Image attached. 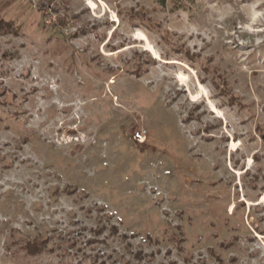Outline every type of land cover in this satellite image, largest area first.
Here are the masks:
<instances>
[{
  "label": "rangeland",
  "instance_id": "obj_1",
  "mask_svg": "<svg viewBox=\"0 0 264 264\" xmlns=\"http://www.w3.org/2000/svg\"><path fill=\"white\" fill-rule=\"evenodd\" d=\"M1 21L0 264H264V0H0Z\"/></svg>",
  "mask_w": 264,
  "mask_h": 264
},
{
  "label": "trees",
  "instance_id": "obj_2",
  "mask_svg": "<svg viewBox=\"0 0 264 264\" xmlns=\"http://www.w3.org/2000/svg\"><path fill=\"white\" fill-rule=\"evenodd\" d=\"M59 23L62 25L63 24V19H59L58 20ZM14 27L13 24L10 22H6V21H1L0 22V33H11L13 32ZM137 73V72H136ZM264 138V135L262 136ZM71 187V186H69ZM72 189L68 191V193H75L76 189H74L73 187H71ZM113 230L115 232H117L118 228L117 227H113ZM126 237V236H125ZM149 238H151V236H149ZM26 251L32 255L35 254H40L44 251L45 247H46V242L45 241H41L39 239H34V240H28L26 241V244L24 245ZM141 254L142 252H138V258H141Z\"/></svg>",
  "mask_w": 264,
  "mask_h": 264
},
{
  "label": "bare ground",
  "instance_id": "obj_3",
  "mask_svg": "<svg viewBox=\"0 0 264 264\" xmlns=\"http://www.w3.org/2000/svg\"><path fill=\"white\" fill-rule=\"evenodd\" d=\"M102 3H103V2H102ZM91 4H92L93 6H95L94 3H91ZM112 15H113L114 19H115L116 21H118V19H117V17L115 16V14L112 13ZM139 36H140V37H145L143 34H140ZM147 46H148V48L152 51V53L154 54V56H155L157 59H161V58L159 57L157 51L153 48V46H152L151 44H147ZM170 62H172L171 64H178V63H180V62H178V61H176V60H172V61H170ZM214 108H216V107H214ZM214 108H213V109H214ZM235 147H236V143L233 142V143H232V148H235ZM250 162H251V160H250Z\"/></svg>",
  "mask_w": 264,
  "mask_h": 264
},
{
  "label": "built area",
  "instance_id": "obj_4",
  "mask_svg": "<svg viewBox=\"0 0 264 264\" xmlns=\"http://www.w3.org/2000/svg\"><path fill=\"white\" fill-rule=\"evenodd\" d=\"M134 139L139 142V143H143L146 140V136L145 133L143 131H138L135 135H134Z\"/></svg>",
  "mask_w": 264,
  "mask_h": 264
}]
</instances>
